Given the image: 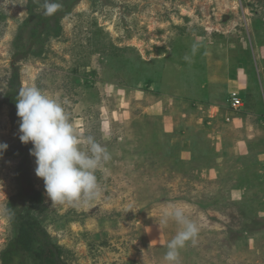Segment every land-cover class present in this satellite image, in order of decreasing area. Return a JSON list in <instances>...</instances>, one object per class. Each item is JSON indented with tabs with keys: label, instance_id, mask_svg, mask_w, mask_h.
Listing matches in <instances>:
<instances>
[{
	"label": "rangeland",
	"instance_id": "374dc122",
	"mask_svg": "<svg viewBox=\"0 0 264 264\" xmlns=\"http://www.w3.org/2000/svg\"><path fill=\"white\" fill-rule=\"evenodd\" d=\"M28 4L0 0V143L24 144L4 103L17 70L21 87L66 100L81 146L92 136L111 160L96 171L102 198L77 206L52 205L25 150L3 157L0 264L18 231L8 202L29 182L44 195L30 214L67 264H168L180 226L160 221L175 203L200 228L180 264H264V0H82L59 38L15 58L29 42ZM10 264L37 262L19 251Z\"/></svg>",
	"mask_w": 264,
	"mask_h": 264
},
{
	"label": "clouds",
	"instance_id": "9594fccd",
	"mask_svg": "<svg viewBox=\"0 0 264 264\" xmlns=\"http://www.w3.org/2000/svg\"><path fill=\"white\" fill-rule=\"evenodd\" d=\"M43 7L44 14L51 16L62 5L58 0H44ZM196 47L195 44L192 47L193 54ZM66 102L37 86L21 87L16 103L20 118L19 139L25 145H33L30 154L35 157V173L43 179L52 205L67 202L88 206L103 196L96 171L111 160V154L92 136L84 138L87 148L81 146L82 139L64 108ZM7 149L6 143H0V155ZM170 219L180 230L168 242L163 259L168 264H180V250L189 242L195 245L200 228L179 203L168 205L160 225L167 224Z\"/></svg>",
	"mask_w": 264,
	"mask_h": 264
},
{
	"label": "trees",
	"instance_id": "16d2710c",
	"mask_svg": "<svg viewBox=\"0 0 264 264\" xmlns=\"http://www.w3.org/2000/svg\"><path fill=\"white\" fill-rule=\"evenodd\" d=\"M80 1L82 0H58L62 7L65 8V11H57L54 15L46 16L43 7L44 0H29V15L25 19L22 27V31L31 27L29 42L27 47H23L22 44V50L15 54V58L28 57L36 45L41 46L43 44L45 38H59L63 32V26L61 24L62 18L66 14H69L74 6ZM38 9L41 12H37L36 10ZM23 39V33L21 32L17 40L22 42ZM42 53L43 51L40 50L34 54L40 56ZM20 88L21 83L19 73L17 70H14L9 85L10 91L5 95L4 100V103L11 107L13 126H16L17 124L15 114H17L16 103ZM244 102L246 101L244 100ZM2 105L3 103H0V107ZM27 147H29V145L20 144L16 147L15 151H12V149H14L13 147H8V149L0 155V162L3 157L20 155L24 150L27 153L25 155L26 159L28 154H30L29 151H27ZM30 148L31 146L29 149ZM24 164V162L21 163L18 171L22 177L27 178L24 172ZM28 187L26 193L12 197L7 205L10 221L18 227V231L16 238L9 244L8 249L3 254L4 264H10V262L13 261L15 254L19 251L33 256V259L37 264H67L62 260V247L52 242L47 230L42 226L41 222L30 214L32 211H35L44 205V195L36 190L31 182L28 183ZM18 202H22L23 204L29 203V207L25 208L26 213L23 214L19 211Z\"/></svg>",
	"mask_w": 264,
	"mask_h": 264
},
{
	"label": "built area",
	"instance_id": "2783aa9c",
	"mask_svg": "<svg viewBox=\"0 0 264 264\" xmlns=\"http://www.w3.org/2000/svg\"><path fill=\"white\" fill-rule=\"evenodd\" d=\"M229 105L230 109L233 111L243 110V108L245 107V102L242 98V95L237 91L232 92L229 99Z\"/></svg>",
	"mask_w": 264,
	"mask_h": 264
}]
</instances>
